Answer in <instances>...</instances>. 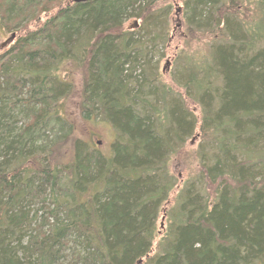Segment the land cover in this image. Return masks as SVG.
Instances as JSON below:
<instances>
[{
    "label": "trees",
    "instance_id": "obj_1",
    "mask_svg": "<svg viewBox=\"0 0 264 264\" xmlns=\"http://www.w3.org/2000/svg\"><path fill=\"white\" fill-rule=\"evenodd\" d=\"M159 1L0 0V34L18 33L0 53V264H264V0H185L204 50L179 91L147 60L169 40ZM77 70L108 154L74 137ZM196 134L200 170L169 206Z\"/></svg>",
    "mask_w": 264,
    "mask_h": 264
},
{
    "label": "rangeland",
    "instance_id": "obj_2",
    "mask_svg": "<svg viewBox=\"0 0 264 264\" xmlns=\"http://www.w3.org/2000/svg\"><path fill=\"white\" fill-rule=\"evenodd\" d=\"M184 3L185 0L159 1L158 8H165L166 6L169 10L167 15L169 40L167 41L166 47L164 49L163 57L158 58L157 51H154V56L147 58V60L151 61L150 63L157 65V68L162 75V79L168 84L173 85L176 90L177 87L173 84L174 82L172 81V76L177 70L182 69V63L180 59L187 56H193L195 53L204 50V46L202 44L204 42L203 36L195 34L192 35L189 32ZM136 22L137 21L134 19L127 21L125 28L131 30L138 28V22L137 26H134ZM17 36V32H4L0 34V53L8 50ZM64 74L65 72L62 73V75ZM73 78L76 82L77 89L76 93H74V95L67 101V109L69 111L72 124L74 125V137L83 139L90 145H93L100 151L108 154L111 150V144L115 139V131L111 124L106 121L99 120L93 116L89 118L84 116L79 104L81 93L80 87L82 84L81 70H77ZM184 101L187 107L197 115V119L200 122L201 111L199 105L196 102L193 103V101H191L189 98H186L185 96ZM69 146L67 148L63 146L57 150L53 154V157H51V160L56 163L68 162L71 155ZM199 147L200 138L199 135L196 134L190 138L175 155L172 156L169 162V168L171 173L178 180V187L171 195L169 206L175 200V197L183 184L187 182V180H191L192 177L195 176L200 170L197 153ZM164 229L165 217L163 216L158 221L159 238L161 237ZM159 238L155 241L152 251L153 253L157 250V242Z\"/></svg>",
    "mask_w": 264,
    "mask_h": 264
},
{
    "label": "water",
    "instance_id": "obj_3",
    "mask_svg": "<svg viewBox=\"0 0 264 264\" xmlns=\"http://www.w3.org/2000/svg\"><path fill=\"white\" fill-rule=\"evenodd\" d=\"M72 2L74 3H81V2H87V1H90V0H71Z\"/></svg>",
    "mask_w": 264,
    "mask_h": 264
}]
</instances>
